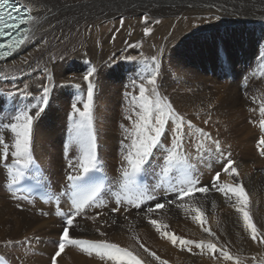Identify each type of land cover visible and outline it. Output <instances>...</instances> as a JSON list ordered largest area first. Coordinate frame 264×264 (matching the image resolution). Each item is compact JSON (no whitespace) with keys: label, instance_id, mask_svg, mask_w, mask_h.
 <instances>
[{"label":"bare ground","instance_id":"6f19581e","mask_svg":"<svg viewBox=\"0 0 264 264\" xmlns=\"http://www.w3.org/2000/svg\"><path fill=\"white\" fill-rule=\"evenodd\" d=\"M19 1L23 5L31 7V14L37 19L29 25L28 39L21 48L7 59L0 61V117L2 115L14 116L19 111L25 109L34 112L36 110L34 106H39L44 87L50 89L49 96L56 94L62 98L65 97L62 96L65 92L69 93L71 91L72 87L64 86L61 88V84L69 79V77L75 75L73 63L77 59V50L75 49L78 45V31L81 26L87 24L90 25L89 29L86 28L85 30L88 32L90 38L88 43L91 44V41H94L95 38H100L99 42L102 44L101 48H96L94 42L88 48V54L93 60L97 61L96 67H98L95 68L97 74L95 73L96 75L94 74L91 77L95 86L94 101L96 104L99 103L97 115H113L109 110V104L111 100H116L117 94L115 95V92L117 88L116 86H111V77L108 75L109 65L107 63L110 57V49L108 47V34L103 31V28L109 29V25L112 22L109 19L116 16L113 12L114 10L121 9L124 12H129L128 14L137 16L141 13H150L151 10H154L152 15H168L167 17L157 19L160 21L159 24L155 23L153 27L151 26L153 34H163V32L166 34L167 29L175 20L180 25V31L186 30L187 26L189 29L193 28V24L202 22L200 19L194 17L201 11L194 6L191 7L192 9H189L181 5L182 0ZM163 3H170V5L167 6ZM219 9L223 11L222 8L219 7ZM219 9L211 8L207 12L217 14ZM255 9L245 8L237 12L243 13L245 16L247 14L253 15V11H257ZM171 14L173 17L170 16ZM141 20L139 17L137 22L139 23ZM118 24H120L118 19L114 20V25ZM248 34L249 38L247 41H250L247 44L248 50H243L242 53L240 52L241 55L237 54L238 56L234 54V49L230 52L233 64H236V62L246 58L250 54L249 49L252 47L254 39L250 38L251 32H248ZM139 38L136 37V39ZM171 38L173 39L174 37ZM206 42H203L200 48L204 53L210 54L203 59L200 57V53L193 51L189 57L191 59L189 64H186L184 60H180L179 56H182L180 48L172 50L171 53L175 62L173 63V67L186 80L196 78L195 80L199 81L206 70L218 66V58L213 54L214 48L211 43ZM169 44L170 42H166L165 47H168L167 45ZM65 54L67 55L65 56ZM176 55L178 56L175 59ZM192 60L200 62L198 63L199 69L191 67ZM83 65L84 71L82 76L88 70L87 67H89L86 64ZM194 66H196L195 62ZM160 70L166 71V67L160 66ZM147 71H144L140 80L146 77L147 73H149ZM116 76L117 73L113 75V80L117 79ZM144 82L146 83V80ZM78 85L80 87L72 95L75 96V100L77 99L81 103L82 107V103L86 99L87 84L81 79ZM113 89L114 91H112ZM236 90V87L230 88L226 98L236 102L237 98H239V93ZM232 91L237 97L231 94ZM187 98L191 100L192 94L179 99ZM75 100L72 104L75 103ZM44 111L48 113L47 115L52 116L46 120H40L39 118L37 123L34 122L33 156L38 159L37 166L41 164L44 170L43 173L38 174L39 181L42 180L43 175H50L52 183H45V181L44 184L47 191L59 194V200L49 202L48 200L37 199L31 201L14 199L15 194H12L7 189L9 181L6 169L0 166V253L3 255L6 253L3 246L4 244L6 245V242L11 241V248L14 249L15 255L12 257L14 258V263L11 262L10 264H51V256L56 250V245L54 246L51 242V237L56 234V239L58 240L59 232L62 229L61 219L57 215L58 209H62L64 212L70 210L71 201L64 195L65 185L68 184V181H65L68 169L59 170L58 164L60 159L54 148L58 145L57 134L59 129L63 128L65 123H67L65 120L66 115H73L72 108L64 100H61L57 102V106L52 109H45ZM183 116L186 121L191 120L193 128L188 129L185 127L184 142L180 148V152L186 154L189 162L195 166V174L198 176L201 184H210L208 183L209 180L206 181L205 179L209 174L206 162L208 159H211L214 164L216 162L220 163L219 154L215 151L212 141L219 139L221 149L223 148V141L220 139V137L223 138V135H221V130H219V120L213 116L207 118V115H197L195 117L191 115ZM63 122H65L64 126ZM217 127H219L218 130H216ZM197 129H203L205 133L210 134L211 139L201 137ZM173 132L174 130L166 129L165 135L162 137L160 149L156 150L155 158L152 160L153 167H150L147 173L144 174L142 183L140 184L141 187L151 189L153 185L162 183V187L158 188L155 193L157 200L161 203H165L167 199L172 198L171 193L166 191L169 187V182H179L184 172L183 166L177 165L176 170L170 175L162 176L161 168L157 163L160 160L162 151L170 148L174 139ZM0 133L4 134L7 132L0 129ZM111 136L114 140V135L112 134ZM6 137H10L8 133ZM51 144L55 146L52 148L54 152L52 154V151H49V147L52 146ZM197 148L200 149L199 154L196 152ZM103 156L106 157V154H103ZM10 160L7 163H11ZM244 160H235V167L239 172H244L243 175L247 177V180L253 177L254 182L248 184L246 187L250 193L247 194L249 197L248 211L257 227L261 231H264V175L259 173L255 167H245ZM0 162L5 163L3 160ZM108 163L109 160L104 162L105 167H103V172L108 178L104 190L112 188V192L105 195L108 196L106 201H97L100 205L99 207H89L82 216L76 218L74 229H70L72 237L86 240H105L109 243L118 244L122 248L133 251L134 254L145 261V264H160V261H165L166 264H236V258L239 259L240 264H264V245L253 242L249 233L245 231L241 215L236 211V199L234 196L229 199L222 197L223 194L219 192L210 191L206 194H193L192 198L186 197L182 202L184 208L177 207L176 204H166L165 208L157 209L154 213L150 214V218L160 225L161 231L157 232L156 228L149 223V216L145 214L147 207L154 205L155 201H148L142 206L143 210L128 206L127 211H124L123 207L120 212L112 211L111 206H116L114 194L118 190L114 178L120 174L117 173V170L111 168ZM219 166L216 165L217 168ZM216 167L212 173L218 170ZM153 168L155 169L154 172ZM62 173L64 179L61 178ZM28 175L37 180L35 178L36 174L32 169L29 170ZM218 183L229 184L232 182L228 176L221 174ZM56 204L58 205V209L55 208ZM193 207L198 208L203 213L201 218L204 221L203 226L215 233V238L209 237L208 233L202 230L201 222L193 219V216L196 215L191 210ZM91 209H93L94 216L96 217L95 221L91 219L93 217L92 214L87 215L88 210ZM185 209H188V211H185ZM85 214L87 215L86 218ZM113 220H115V223H113ZM100 232L105 234L101 236ZM164 232L195 242L212 239L218 248L228 251L234 259L225 261L222 256H219V253L211 251H204L200 255H188L189 250L187 248H182L179 242L173 245L168 238L162 235ZM36 236H39L40 239L36 240L38 239ZM140 244H143L150 252H154L160 260L148 256L140 248ZM31 249H38L42 254L40 255L37 252L39 255H34L31 253ZM194 249L200 250L195 245H192L191 251H195ZM47 255L49 257L46 260L45 256ZM16 256L17 259H15ZM57 263L111 264V262H106V260L100 259L95 254L89 256L78 247L71 246L67 247L65 252L57 258Z\"/></svg>","mask_w":264,"mask_h":264},{"label":"snow or ice","instance_id":"6c2138e0","mask_svg":"<svg viewBox=\"0 0 264 264\" xmlns=\"http://www.w3.org/2000/svg\"><path fill=\"white\" fill-rule=\"evenodd\" d=\"M21 9H24L23 14H21ZM13 13H16V15H13ZM31 13L32 8L27 5L21 4L20 7H17L11 0H0V37H5L6 34L8 37L6 42L0 43V60L17 52L28 39L30 28H22V26L35 22L37 18ZM143 21L145 24L143 33L148 36L152 33V28L148 26L149 17L145 16ZM120 23L123 26V20ZM155 23L159 24L160 21L157 20ZM131 46L138 47L139 45ZM151 60L153 61L152 71L142 78L141 83L138 85V94L126 93V96L130 97L129 111L132 114L126 116L125 119L132 121V123L130 128H126L123 124L120 127L126 133L124 140L130 141V143H125L124 140L121 141L122 164L120 175L114 178L118 190L114 194L116 206L112 208V211L120 212L122 207L124 211H127L128 206L143 210L142 206L148 201H155L154 205L147 207L145 214L149 216V223L156 228L157 232H160V225L150 218V214L157 209L165 208L166 204H176L177 207L184 208L182 202L186 197L192 198L194 193L206 194L210 191H216L224 194L229 199L231 198L230 193L236 199V211L241 215L245 231L249 233L253 242L264 245V231L257 227L248 211L249 197L242 182L238 180L239 172L234 166L236 162L231 159V154L229 153L225 157L220 142L218 140L212 141L215 151L220 157L221 171L233 177L236 181L235 184L218 183L221 171H216L210 184H201L195 174V166L189 162L186 154L180 152L184 142V129L185 127L192 129L193 124L191 120L186 121L169 98L159 91L157 79L160 74V64L156 56L151 57ZM95 72V67H90L82 76L87 84L86 99L83 101L82 107H78L77 103L71 105L73 112L72 126L68 141L64 146V156L67 160L68 169L66 174L68 184L65 185L64 195L70 199L71 203L69 212L58 209V215L63 219L62 231L59 239L54 242L56 250L51 256V264H57V258L70 246L78 247L89 256L95 254L100 259L111 262V264H145V261L134 254L133 251L122 248L118 244L109 243L105 240L78 239L70 235V229H74L76 218L82 216L89 207H99L97 201L101 200L102 194L106 195L112 192V188L106 190L103 188V163L98 155L94 116L95 86L91 80ZM133 83L135 84V81ZM75 87L79 88L80 86L77 84ZM49 92L50 89L44 87L39 106H34L36 107L34 112L28 109L21 110L14 116L6 117L7 123L0 122V127L10 136V142H6L5 136L0 135V160L5 162L10 189L24 181L30 169L36 174L35 178L39 183L38 174L40 170L36 166L32 148L33 128L34 122L40 118L49 103ZM259 112L262 117L259 127L261 132L264 133V102L261 103ZM166 129L174 130V139L170 148L164 149L160 160L157 161L161 168V175H170L176 170L177 165H182L184 172L179 182H169L166 191L171 193L172 198L167 199L165 203H161L157 200L155 193L158 188L162 187V183L153 185L149 189L141 187L139 180L150 167H153L152 160L155 158L156 150L160 149ZM197 131L201 137L211 139L210 134L205 133L203 129H197ZM72 148H75L78 152L74 160L68 158L69 151ZM257 148L260 156L264 157V134L259 136ZM196 152L199 154L200 149L197 148ZM9 159H11L10 164L7 163ZM43 198L49 202L58 201L59 194L46 193ZM191 210L196 213L193 219L201 222L202 230L208 233L209 237L215 238V233L203 226L204 221L201 219L203 213L195 207ZM185 211H188V209H185ZM91 219L95 221L96 217L93 216ZM113 223H115V220H113ZM104 234L100 232L101 236ZM162 235L168 238L173 245L179 242L182 248H187L189 251H191V246L195 245L201 252L219 253V256H222L225 261L234 259L228 251L218 248L212 239L195 242L167 232L162 233ZM11 243V241L6 242V246L11 245ZM140 248L148 256L160 260L154 252H150L143 244H140ZM0 264H6L3 257H0ZM160 264H166V262L160 261ZM236 264H240L238 258H236Z\"/></svg>","mask_w":264,"mask_h":264},{"label":"rangeland","instance_id":"374dc122","mask_svg":"<svg viewBox=\"0 0 264 264\" xmlns=\"http://www.w3.org/2000/svg\"><path fill=\"white\" fill-rule=\"evenodd\" d=\"M257 1L260 2L258 3ZM263 4L264 0H182L181 5L186 6L189 9H192L191 7L194 6L201 11L194 17L200 19L202 22L193 24V28L189 29L187 26L186 30L180 31V25L177 24L178 21L175 20L168 29L166 28V34H164V32L163 34L151 33L148 36H145L143 33L145 27L143 18L145 16L149 17L148 26L153 27L155 24L154 20L167 17L168 15H152L154 10H151L150 13H141L138 16L128 14L129 12H124L121 9L113 11L116 16L109 19L110 22L112 21L109 25V29L103 28V31L108 34V47L110 49V57L107 63L109 65L108 75L111 77V86H116L117 88V91L115 92V95L117 94L116 100H111L109 104V110L113 115H97L99 103L96 104L94 101L98 155L103 163V167H105L104 162L109 160L108 164L110 167L117 170V173L120 174L122 164L121 141L124 140L126 135L120 126L123 124L126 128H130L132 123V121L125 119L126 116L132 114L129 111L130 97L126 96V93L138 94V85L141 83V75L145 70H148L147 72L152 71L151 65L153 64V61L151 60V57L156 56L158 57L160 66L166 67V71L159 69L160 74L157 79V86L161 94L166 95L169 98L173 103V106L181 115H191L192 117L197 115H207V118L213 116L218 119L220 129L217 127L216 130H221V135H223V138L220 137L221 135L219 137L223 141L222 150L224 156L227 157L230 153L231 159L234 161L245 159L243 161L244 165H246L245 167H255L258 169L259 173L264 175V157L260 156L257 148L258 138L263 134L259 129V122L262 119L259 107L261 103L264 102ZM164 5L169 6L170 3ZM247 6H250V9H258H255L257 11H253V15L247 14L245 16L243 13L237 12L240 9H249ZM219 7L222 8L223 11H220ZM211 8H217L219 9V12L217 14L207 12V10ZM170 16H172V14ZM139 17L142 20L138 23L137 20ZM117 19L118 22H121L119 20H123V26H121V23L116 26L114 25V20ZM89 26V24L83 25L78 31L79 40L77 39L78 45L75 49L77 50V59L73 63V72H75V75L69 77V79L64 81L65 83L62 82L61 84V88L64 86L72 87L69 92L70 94L65 92V94L62 95L65 96L64 98L56 94H51L49 96V103L45 109H52L57 106V102L61 100H64L69 106H71L72 102L75 100V96L72 95L77 89L75 85L80 83L82 79V73L84 71L83 64L88 65L89 67L87 68H98L96 67L97 61L93 60L88 54V48L89 45H93L94 42L96 48H101L102 44L99 42L100 38H95L94 41H91V44L88 43L90 38L88 32L85 30L86 28L89 29ZM248 32H251L250 38L254 39V43H252V47L249 49L250 54L246 58L236 62V64H233L234 62H232L233 59L231 58L230 52L234 49V54L241 55L243 50H248L247 44L250 42L247 41L249 38ZM94 35L96 36L95 32ZM136 37L140 38L136 39ZM171 37L174 38L172 39ZM205 41H207L206 43H211L214 48L213 54L217 56L219 64L215 68L206 70L205 73L202 74V77H200L199 81H196V78L186 80L184 77L180 76L176 72L175 67H173V63L175 62L171 52L174 49L180 48L182 56H179V58L180 60H184L186 64H189L191 60L189 57L193 51H197L201 54V56L200 54L199 56L205 59L206 56L210 54L204 53L200 48ZM166 42H170V44L167 45L168 47H165ZM137 44L139 45L138 47L131 46ZM66 55L67 54H65V56ZM177 56L178 55L175 56V59ZM197 61L198 60H192V68L199 69L198 63L200 62ZM194 62L197 67L194 66ZM115 73H117V79L113 80V75ZM133 81H135V84ZM232 87H236V92L239 93V98H237L236 102L226 98L228 91ZM112 91H114V89ZM188 94H192L191 100L189 98L179 99L186 97ZM231 94L236 96L233 91ZM66 95H68V97H66ZM75 103H77L78 107H81V103L77 99L75 100ZM47 114L48 113L44 111L40 116V120H46L52 116ZM11 116L12 115H2L0 117V122L7 123L6 117ZM72 116L73 115H66V119H64L67 123L63 122V126L64 123L65 126L63 128L59 127L60 129L57 134L58 145L55 147L51 144L52 146L49 147V151H52L51 154L54 153L52 148L55 147L54 149L60 159L58 164L59 170L64 168L67 169V160L64 156V146L70 135ZM61 117L63 116L61 115ZM37 122L38 121L36 120L35 123ZM253 128L256 130L254 131ZM0 129L4 130L2 127H0ZM248 131L249 133H247ZM112 134L114 135V140L112 139ZM0 135H4L6 142H10V137H6L7 133H0ZM124 142L130 143V141L127 140H124ZM103 154H106V157H104ZM76 155H78L77 150L72 148L69 151L68 158L74 160ZM34 159L35 162H38L36 157H34ZM206 165L208 166L207 169L209 174L205 179L206 181L209 180L208 183H210L212 177L216 173L212 172L216 165H220V163L216 162L214 164L211 159H208ZM49 166H51V164H49ZM40 168H43L42 165ZM216 169H218L216 171H221L220 166L219 168L216 167ZM40 172H44V170H41ZM243 173L244 172H239L238 180L242 182L246 193L250 194L246 187L248 184H252L254 180L253 177H250L247 180V177L243 175ZM221 174L228 176L232 182L229 183L230 185L235 184L236 181L233 177L222 171ZM61 175V178L64 179L63 173ZM259 178H261V176H259ZM41 179L44 182L46 181L45 183H52L50 175H43V178ZM116 188H118V185H116ZM229 196L232 197L230 193ZM222 197L228 198L224 194ZM107 199L108 196H105L104 194L98 202L106 201ZM111 208L113 207L111 206ZM89 214L94 216L93 209L88 210L87 215ZM87 215L85 214V218ZM36 238H38L36 240L40 239L39 236H36ZM55 241H57L56 234L51 237V242L54 246ZM2 244L4 243L2 242ZM3 247L6 252L4 255L2 254L4 258L8 263H14V258L12 257H14L15 253L13 252L14 249L11 248L12 246L10 245L7 247L4 244ZM31 250V253L34 255L42 254L38 249ZM194 250L196 252L189 251L188 255L202 254V252L198 253V251L201 250ZM48 257V255L45 256L46 260ZM15 259H17V256Z\"/></svg>","mask_w":264,"mask_h":264}]
</instances>
